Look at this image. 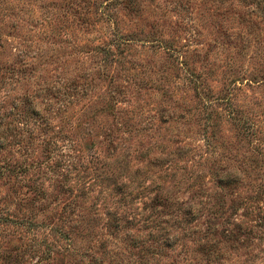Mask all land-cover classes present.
<instances>
[{"label": "rangeland", "instance_id": "obj_1", "mask_svg": "<svg viewBox=\"0 0 264 264\" xmlns=\"http://www.w3.org/2000/svg\"><path fill=\"white\" fill-rule=\"evenodd\" d=\"M254 21L210 0H0V264H158L140 242L173 220L111 227L168 217L158 192L201 210L159 264H264Z\"/></svg>", "mask_w": 264, "mask_h": 264}, {"label": "trees", "instance_id": "obj_2", "mask_svg": "<svg viewBox=\"0 0 264 264\" xmlns=\"http://www.w3.org/2000/svg\"><path fill=\"white\" fill-rule=\"evenodd\" d=\"M117 3L129 7L131 10L135 9L138 6V0H114ZM212 2V6L216 11L222 12V14H226L229 11H244L248 16L254 17L258 24L264 25V0H210ZM183 5V3L181 4ZM185 8H183V11ZM255 21L253 23H255ZM2 122H0L1 124ZM27 171V170H26ZM24 171V172H26ZM54 181H58L57 179H53ZM240 178L232 174H227L226 176L220 179V184H223L225 188H231L237 186L239 184ZM156 189H161L157 187ZM155 204V210L158 211L156 215L161 213L164 214L162 209L171 208L172 212L164 215L159 214L160 220H157L156 223L150 228V225L153 220L151 219H136V217H131L125 221L119 219L116 215L114 216L115 222L111 224V227L114 229L122 228V224L125 223L130 226L140 225L138 229H146L150 230V234L148 236L154 235V232H162L164 230V224H169L173 220L174 223V232L168 233L166 228V232L154 237L153 240L147 239L146 242H140L142 250L145 251V256L149 258L151 261L159 264L160 260L164 257H169V251L174 249L175 244L182 238V236L186 237L188 235H193L196 233V228H190L192 224L199 218L201 210L196 208L193 205H185V203H180L176 206L175 204L169 202V197L164 195L163 192H158L157 195L152 199ZM174 206V208H172ZM218 211H216L217 213ZM212 213L213 218H217V214ZM183 220L178 223V220ZM245 221L241 222L237 227L239 230H242L244 227ZM189 225V228L185 227ZM205 245V244H204Z\"/></svg>", "mask_w": 264, "mask_h": 264}]
</instances>
